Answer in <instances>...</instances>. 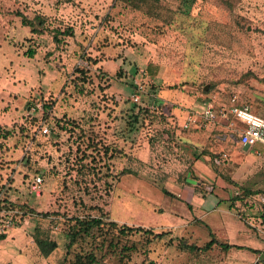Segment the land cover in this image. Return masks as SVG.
I'll return each mask as SVG.
<instances>
[{
	"label": "rangeland",
	"instance_id": "rangeland-1",
	"mask_svg": "<svg viewBox=\"0 0 264 264\" xmlns=\"http://www.w3.org/2000/svg\"><path fill=\"white\" fill-rule=\"evenodd\" d=\"M16 11L29 18L42 15L48 28H70L73 34L59 36L57 46L49 33L30 36ZM87 57L99 60L90 64ZM134 80L141 87L136 105L130 99ZM204 95L214 103L234 97L238 106L264 117V0H148L140 10L117 0H0L3 262L67 264L74 253L94 249L91 245L102 239L106 247L109 236L94 229L93 239L78 240L67 253V219L94 216L168 233L153 240L145 254L137 246L128 260L119 261L118 251L107 247L94 249L96 264H248L253 254L248 249H264L262 217L251 220L229 200L231 211L218 217L242 231L225 235L215 214L196 222V212L183 202L186 189L182 196L175 193L181 183L195 184L185 174L194 156L173 162L164 156L174 130L165 131L164 120L175 125L173 111L191 110L181 102L193 104ZM44 103L51 104L50 110ZM150 105L164 107L166 118L147 110ZM68 122L122 154L93 164L81 153L86 138L73 136ZM42 126L51 128L49 135L41 136ZM21 128L36 142H27ZM5 133L10 136L3 140ZM35 176L43 180L38 196L27 190ZM236 202L239 208L248 204ZM8 204L15 208L7 209ZM204 226L219 242L247 249L213 246L189 253L178 248L179 241L198 248L207 243ZM35 229L56 243L46 258L33 243ZM140 235L131 234L129 243H141Z\"/></svg>",
	"mask_w": 264,
	"mask_h": 264
},
{
	"label": "crops",
	"instance_id": "crops-1",
	"mask_svg": "<svg viewBox=\"0 0 264 264\" xmlns=\"http://www.w3.org/2000/svg\"><path fill=\"white\" fill-rule=\"evenodd\" d=\"M209 102L214 103V101H209V98H205V95L197 97L196 103L193 104L184 99V102H181L182 105L184 104V107H189L188 109L191 110L185 112L173 111L172 115H175L176 124L182 123L188 112H200L204 105ZM227 103L228 101L226 103H214V105L218 107ZM226 124V120H221L216 125L209 126L206 130H187L182 133L173 126L174 130H172V135H169L171 137L168 144L171 149H167L164 156L167 155V160L169 159L170 162H173L176 158L184 161L194 156L195 160L187 168L185 174L195 184L181 183V189L175 191V193L182 196V189H186L183 194L186 197V201L183 200V202L190 212H196L197 216L193 217L201 221L204 217L215 214L217 216L216 220H218L224 230V234L232 235L234 232L239 233L242 229L237 228V230L232 223L226 224V219L224 221L218 215L219 213L224 215V212L231 211L229 200L232 201V196L238 189H243L241 190L242 193L244 192V194L248 195V204L239 208L240 204L235 202L232 205L233 208L239 209L238 212H244V215L253 221L257 219L258 222V218L264 212L263 206L258 203L259 198L264 197V147L260 145L251 147L239 146L228 138L224 141L216 139L215 136L217 134H225L227 132ZM164 135L166 134L163 132ZM259 146L263 150H260ZM221 151L227 152L229 157L224 165L217 166L215 160ZM172 166L175 165L173 164ZM176 225L179 226V224ZM253 250L257 252L253 253L252 257L245 261L248 264H261L259 263L262 261L260 254H264V249ZM4 254V252H0V264L9 262H3L7 256ZM10 263L15 264L14 262Z\"/></svg>",
	"mask_w": 264,
	"mask_h": 264
},
{
	"label": "trees",
	"instance_id": "trees-1",
	"mask_svg": "<svg viewBox=\"0 0 264 264\" xmlns=\"http://www.w3.org/2000/svg\"><path fill=\"white\" fill-rule=\"evenodd\" d=\"M117 1L123 3L124 5H127L129 7H132L136 10H140V6L143 4H146V2L148 0H117ZM152 1L158 2V0H152ZM64 2H70V0H64ZM13 15L16 17H19L21 26L28 29V33L30 36H40V35H43L45 33H49V34H51L52 42L56 46L60 43L59 36L71 37L73 34L72 29H70V28H64L62 31H60L57 28H51V29H50V27L48 28V26H46V23H45L46 19L42 15L36 14L32 18H29L26 15H22L18 11L14 12ZM31 53H30V56H31ZM98 60L99 59H90L88 57L86 58V61L90 64H96L98 62ZM77 72L82 77H84L85 73H86L82 70H78ZM117 77H118V73H117ZM132 89L135 91L134 85H133ZM171 89H175V87L172 86ZM33 99L35 100L36 97L34 96ZM36 100L39 101L38 99H36ZM134 105H136V104H134ZM50 108H51V104L44 103V109L46 111L50 110ZM46 111L43 112V114L45 115V116L43 115L44 118L47 116ZM138 111L139 112H141V111L145 112L142 110V108L140 106H138ZM138 111H137V113H138ZM128 118L130 120H132L133 122H135L137 120V115H132V116L129 115ZM67 125L72 127L71 129L73 130V133H71V134L73 136L75 135L80 141L83 140L84 138H86L85 153H84V151H81V153H82L83 157H85L84 154H86L85 158H89L90 162H92L93 164H94V162H98V161L103 162V161H107L109 159H113L115 157L120 156V153L122 154V152L118 148L116 149L115 147H112L108 144L99 143L98 141H94L93 138L90 139L89 137H86L85 133L83 132V129H81V127L78 123L68 122ZM60 130H65V129L60 127ZM20 132L24 133V136H25V139L27 140V142H30L31 144L36 142L35 139L33 138V135H30L24 129L21 128ZM8 136H10V134L5 133L3 135V137H4L3 140H5ZM78 150L79 149L77 147L76 151H78ZM96 157H99V159H97V161L95 160ZM103 164H104V162H103ZM241 190H243V189H238L235 192L236 194L233 195V199H232L233 203H235L236 201H240L242 203H247L248 195L244 194V192L242 193ZM163 193L166 195L169 194L168 192H165V191ZM7 206H8L7 209L8 208L9 209L15 208L14 205H11V204H8ZM23 208L24 207H20L19 209H23ZM26 210L29 214H34L36 216H41V217L46 216V215L41 214V213L40 214L35 213L34 211H32L30 209H26ZM238 217L241 218V215H238ZM261 217H262V221L264 223V212L261 215ZM66 222L68 224L67 225V229H68L67 230V236L69 239L68 243L66 244L67 253L69 252L71 247L77 243L78 240L85 241V239H87V238L93 239L94 238L93 230L95 229V230L99 231L101 234H102L101 231H103L104 233H106L109 236L106 247L111 249V251H113L115 253H117V251H118V254H116V255L118 256L119 261H121L123 258L128 260L129 254L137 251V249H138L137 246H139L140 249H143V254H145V252H149V246L153 240H160L163 237H165L166 234H168L166 232L155 233V232H153L152 229H146V228H143L140 226L118 224L117 222H114L112 220L105 222L102 220V218L94 217V216H92V217H90V216H86V217L71 216L67 219ZM196 222L201 223V221H198V220H196ZM204 228L208 231V235L210 237V240L207 243H205L202 247L198 248L194 245H187L184 242L179 241L178 242V248L181 250H186L189 253L194 252L196 250L201 251V252H207V251L211 250V248L213 246L218 247L222 251H227L229 249H235V250L247 249V248H244L242 246L230 245L227 243H221L218 241V239H216L213 236L212 232L206 226H204ZM131 234H141L143 236L142 237L143 241L139 244L136 242H134V243L130 242L129 243L128 238ZM5 238H6L5 233L0 232V242H2ZM120 238L126 239L125 244L119 243ZM106 241H107L106 239H102L101 241L98 242L99 244L94 243L93 245H91V248H94L95 250H99L102 252L103 248L105 247ZM33 243H34V245L38 251V254L42 258L48 257L50 255V253L52 251H54L56 248L55 241H53L52 239H50L48 237L47 232L40 231L39 229H35V231H34ZM94 249L74 253L72 255V257L68 260L67 264H96L97 263V254L94 251ZM248 250H250V252H252V253L257 252L255 250H251V249H248ZM5 264H12V263L8 262Z\"/></svg>",
	"mask_w": 264,
	"mask_h": 264
},
{
	"label": "built area",
	"instance_id": "built-area-1",
	"mask_svg": "<svg viewBox=\"0 0 264 264\" xmlns=\"http://www.w3.org/2000/svg\"><path fill=\"white\" fill-rule=\"evenodd\" d=\"M140 76L144 75L143 71H140ZM136 91L131 95V101L136 104L139 101L137 95L141 92L140 84L137 80L133 82ZM37 109H40V105H36ZM147 110L153 112L160 117L166 118V114L162 107L158 105H150ZM240 113H245L258 118L260 121H264V117L253 114L246 106H238L235 103V98L231 97L226 105H219L218 107L214 103H207L204 105L200 112H189L186 118L180 124L172 125L167 119L164 120V130H171L172 127H176L177 131H190V130H206L209 126L216 125L221 120H226L227 132L225 134H217L216 139L224 141L226 138L233 140L239 146L251 147L254 145H260L264 147V125L260 127H253L250 123L240 117ZM240 125V126H239ZM41 136H47L51 128L42 126L39 129ZM213 135V134H212ZM254 135H258L259 139H254ZM228 153L221 151L218 153V158L215 160L217 166L224 165L228 160ZM43 180L39 176H35L28 183L27 190L30 195L38 196L42 191ZM236 193H234L235 195ZM258 203L264 208V197L259 198ZM4 233V231H1Z\"/></svg>",
	"mask_w": 264,
	"mask_h": 264
},
{
	"label": "clouds",
	"instance_id": "clouds-1",
	"mask_svg": "<svg viewBox=\"0 0 264 264\" xmlns=\"http://www.w3.org/2000/svg\"><path fill=\"white\" fill-rule=\"evenodd\" d=\"M240 117L242 119H244L245 121H247L248 123H250L253 127H260L262 125H264V121H260L258 118H255L251 115H247L245 113H240L239 114ZM254 139H259L258 135H254L253 137Z\"/></svg>",
	"mask_w": 264,
	"mask_h": 264
},
{
	"label": "water",
	"instance_id": "water-1",
	"mask_svg": "<svg viewBox=\"0 0 264 264\" xmlns=\"http://www.w3.org/2000/svg\"><path fill=\"white\" fill-rule=\"evenodd\" d=\"M205 89V88H204Z\"/></svg>",
	"mask_w": 264,
	"mask_h": 264
}]
</instances>
